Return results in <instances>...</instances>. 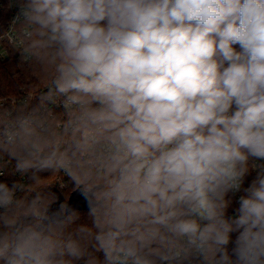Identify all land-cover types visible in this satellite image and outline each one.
Segmentation results:
<instances>
[{"label":"clouds","instance_id":"clouds-1","mask_svg":"<svg viewBox=\"0 0 264 264\" xmlns=\"http://www.w3.org/2000/svg\"><path fill=\"white\" fill-rule=\"evenodd\" d=\"M17 3L46 83L0 101V264H264V0Z\"/></svg>","mask_w":264,"mask_h":264},{"label":"trees","instance_id":"trees-1","mask_svg":"<svg viewBox=\"0 0 264 264\" xmlns=\"http://www.w3.org/2000/svg\"><path fill=\"white\" fill-rule=\"evenodd\" d=\"M10 18L11 14L8 9L0 12V32L5 30ZM236 47L238 48V46ZM9 62L13 63V68L10 67V64H8ZM45 83L46 77L44 74L36 66L21 60L19 52L15 51L13 48H11V54L7 59H0V95H17L25 97L33 94L32 96H34ZM256 175L257 173L255 171L250 172L245 178L244 187H247L252 180L256 178ZM19 179L20 177L18 175L0 176V181L6 180L9 184ZM65 181L67 182V178H65ZM70 189L71 185L63 189H61L59 185H54L52 191L58 197L59 202H63L67 197L68 202L71 201L76 204L77 206L74 209L81 212L82 221L90 223L87 217L86 202L78 192H72ZM229 198L232 200L235 207L228 211L227 215L232 216L235 208L238 207V199H236L235 195L233 196L231 194ZM56 207H58V204L53 205V208ZM233 239H235V234H233ZM229 247H231V245ZM100 256L102 259V254H100Z\"/></svg>","mask_w":264,"mask_h":264},{"label":"built area","instance_id":"built-area-1","mask_svg":"<svg viewBox=\"0 0 264 264\" xmlns=\"http://www.w3.org/2000/svg\"><path fill=\"white\" fill-rule=\"evenodd\" d=\"M8 9L11 14V18L9 23L7 24L5 30L0 32V36H2L5 32H8L11 27H12V21L14 16L16 15L18 11V3L17 0H0V12ZM11 46L8 44L6 40H0V59L5 60L7 59L10 54H11ZM33 94H30L29 96L25 97H20L17 95H0V101L7 100V101H12V100H21V99H26L28 97H31ZM243 193H237L235 195L236 199H239V196L242 195Z\"/></svg>","mask_w":264,"mask_h":264},{"label":"rangeland","instance_id":"rangeland-1","mask_svg":"<svg viewBox=\"0 0 264 264\" xmlns=\"http://www.w3.org/2000/svg\"><path fill=\"white\" fill-rule=\"evenodd\" d=\"M8 64H10V67H14V65H13V63H11V62H9ZM234 203L232 202V204H231V206L229 207V209H228V211H230V210H232V209H234Z\"/></svg>","mask_w":264,"mask_h":264},{"label":"water","instance_id":"water-1","mask_svg":"<svg viewBox=\"0 0 264 264\" xmlns=\"http://www.w3.org/2000/svg\"><path fill=\"white\" fill-rule=\"evenodd\" d=\"M68 203H69V205H70L71 207H73V208H75V207L77 206L76 204H74V203L71 202V201H69Z\"/></svg>","mask_w":264,"mask_h":264}]
</instances>
